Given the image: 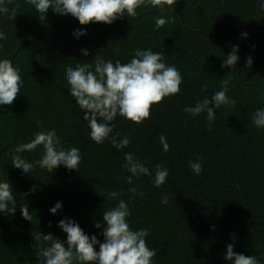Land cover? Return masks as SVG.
<instances>
[{"label":"trees","instance_id":"1","mask_svg":"<svg viewBox=\"0 0 264 264\" xmlns=\"http://www.w3.org/2000/svg\"><path fill=\"white\" fill-rule=\"evenodd\" d=\"M10 7L18 14L13 20L0 16V30L8 37L0 41V58L21 69L24 85L11 105L0 106V180L11 183L17 203L14 215L0 216V264H40L39 252L48 246L41 235L66 240L56 226L65 217L86 234H97L94 222L116 203L106 197L110 191L121 192L129 203L133 230L149 231L147 244L157 253L153 264H231L223 258L229 243L234 252L264 264V129L251 121L264 108L260 0H145L135 16L110 25H80L54 14L51 6L43 20L24 0H13ZM160 17L167 22L157 27ZM82 28L86 35L76 39ZM234 45H239L240 59L229 71L221 65ZM137 48L164 53L166 64L174 65L183 80L180 92L153 105L142 124L116 117L113 134L131 140L118 151L110 140L98 145L90 139L83 113L68 94L66 72L97 58L126 63ZM249 56L253 63L246 67ZM228 78L227 94L236 103L215 109L211 126L206 113L192 117L184 112L210 99ZM45 130L56 132L65 148H80L78 172L59 167L46 174L37 167L28 176L11 166L14 148ZM127 152L150 169L166 167L165 184L157 188L152 177L141 176L129 185L130 173L122 167ZM23 156L35 162L40 151ZM197 160L202 161L200 175L189 168ZM132 187L136 193L129 191ZM165 195L166 205L161 203ZM57 201L62 209L51 215L48 210ZM24 204L29 222L21 215ZM98 239L103 242L102 236Z\"/></svg>","mask_w":264,"mask_h":264},{"label":"clouds","instance_id":"2","mask_svg":"<svg viewBox=\"0 0 264 264\" xmlns=\"http://www.w3.org/2000/svg\"><path fill=\"white\" fill-rule=\"evenodd\" d=\"M40 17L45 19L51 6L54 14L63 17H71L80 25L89 23H103L110 25L124 16H135L145 0H24ZM173 0H168L172 3ZM13 0H0V16H7L13 20L18 14L14 7H10ZM260 7L264 9V0H260ZM164 17L156 19L157 27L166 23ZM86 35L85 29H80L75 38ZM243 38L247 33L241 34ZM7 34L0 30V41L7 40ZM3 44H0V48ZM239 45L232 46L223 59L222 67L229 71L236 69L240 57ZM85 57L89 55L87 49H81ZM253 61L246 58V67H250ZM183 77L174 65L165 62V54L151 49L137 48L132 58L122 63L119 60H105L97 58L95 63H77L75 67H69L66 72L68 94L74 98L75 104L83 113V120L90 129L89 137L100 145L110 140L112 146L118 151L127 148L131 143L129 137L118 139L119 133H114L115 125L112 123L119 115L139 125L150 117L151 107L161 102L164 98L176 95L180 92ZM231 78L222 81L221 88L211 98L205 97L194 106L185 107L184 112L197 117L201 113L207 114L209 126L215 122V109L222 106L235 105L227 93ZM24 85L21 69L8 58H0V106L11 105L17 95L21 93ZM211 105V106H210ZM253 125L258 129H264V108H258L251 117ZM165 152L169 150V144L162 135L159 137ZM40 151V159L32 162L23 156V153ZM82 160L81 150L78 147L65 148L60 137L54 131H38L28 142L19 143L11 155V166L21 170L25 175L33 172L37 167L44 173H52L59 167L78 172ZM123 168L130 175L126 182L131 185L133 178L141 176L152 177L155 187L165 184L169 171L158 164L155 169H150L145 162L136 158L132 152L124 154ZM191 171L200 175L203 171L202 161L189 162ZM29 176V175H28ZM136 193V188L129 189ZM11 183L0 180V216L15 214L17 203ZM26 195V194H25ZM140 196L143 192L139 193ZM122 193L110 191L106 197L116 201L115 205L102 211L100 221H96L93 227L100 231L95 235H88L80 225L70 219L63 218L58 221L57 227L66 234V240L61 241L53 237L52 233L41 235L48 243L47 247L39 252L40 264H153L156 251L150 248L146 238L149 236L147 229L133 230L129 218L131 211L129 203L121 199ZM162 204L168 203L165 195ZM62 202L57 201L51 208V215L57 214L62 209ZM20 207L22 218L30 221L31 214L24 204ZM51 227V221L49 222ZM103 237V242L98 239ZM39 240L40 237H37ZM98 246V251L96 250ZM234 244L226 245L224 259L231 264H259L253 255L245 257L234 252Z\"/></svg>","mask_w":264,"mask_h":264}]
</instances>
